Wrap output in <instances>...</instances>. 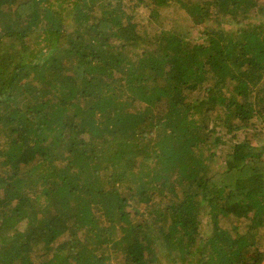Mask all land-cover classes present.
<instances>
[{
    "label": "trees",
    "instance_id": "obj_1",
    "mask_svg": "<svg viewBox=\"0 0 264 264\" xmlns=\"http://www.w3.org/2000/svg\"><path fill=\"white\" fill-rule=\"evenodd\" d=\"M262 130L264 0H0V264H264Z\"/></svg>",
    "mask_w": 264,
    "mask_h": 264
},
{
    "label": "rangeland",
    "instance_id": "obj_2",
    "mask_svg": "<svg viewBox=\"0 0 264 264\" xmlns=\"http://www.w3.org/2000/svg\"><path fill=\"white\" fill-rule=\"evenodd\" d=\"M143 11H147V10H143ZM142 12V11H141ZM142 16L144 17V18H148V17H146L147 15H143V13H142ZM171 17V16H170ZM186 17V16H185ZM172 19H173V17H171L170 18V20L169 19H164L167 23H165L166 25H164L166 28H171V27H173L174 26V23H173V21H172ZM169 20V21H168ZM263 130L262 131H260L259 132V134H263ZM240 137H243V134H240ZM258 144L259 145H261V141H259L258 142ZM262 249H264V246L262 247Z\"/></svg>",
    "mask_w": 264,
    "mask_h": 264
},
{
    "label": "built area",
    "instance_id": "obj_3",
    "mask_svg": "<svg viewBox=\"0 0 264 264\" xmlns=\"http://www.w3.org/2000/svg\"><path fill=\"white\" fill-rule=\"evenodd\" d=\"M262 144H264V138H263V140H262Z\"/></svg>",
    "mask_w": 264,
    "mask_h": 264
}]
</instances>
